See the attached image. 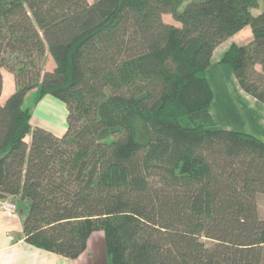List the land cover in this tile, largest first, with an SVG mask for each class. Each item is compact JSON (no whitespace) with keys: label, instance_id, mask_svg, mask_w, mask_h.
Masks as SVG:
<instances>
[{"label":"trees","instance_id":"16d2710c","mask_svg":"<svg viewBox=\"0 0 264 264\" xmlns=\"http://www.w3.org/2000/svg\"><path fill=\"white\" fill-rule=\"evenodd\" d=\"M262 1L0 0V200L28 202L26 243L77 258L101 231L108 264H264V141L215 123L206 77L248 26L219 63L264 105ZM32 90L65 103L62 135L31 127Z\"/></svg>","mask_w":264,"mask_h":264},{"label":"rangeland","instance_id":"374dc122","mask_svg":"<svg viewBox=\"0 0 264 264\" xmlns=\"http://www.w3.org/2000/svg\"><path fill=\"white\" fill-rule=\"evenodd\" d=\"M88 1L93 2L94 0ZM258 2L263 5L262 0H258ZM162 19L166 23L179 25L168 14L163 15ZM226 46L228 44L225 43L214 50L211 65L206 71V77L213 91V101L209 112L219 127L251 133L264 141V105L241 91L232 72L219 63ZM49 59L51 63H44V70H50L54 67L52 59L50 57ZM34 97L35 92L32 90L26 94L23 100V107L30 108L32 115L30 120L31 127L40 126L57 136L62 135L67 125V107L65 103L56 97L47 95L38 104L34 105ZM29 139L30 135L26 137L27 141ZM14 200L20 204V208L26 214L28 202L17 200V198L3 201L1 209L14 212L17 209L16 203L13 202ZM258 201L260 213L264 216V197L261 195ZM7 203L12 206L10 208L5 207ZM100 234L102 239L94 235L91 239L95 254H99L101 249L106 252L104 236L101 232Z\"/></svg>","mask_w":264,"mask_h":264},{"label":"crops","instance_id":"0c3cea01","mask_svg":"<svg viewBox=\"0 0 264 264\" xmlns=\"http://www.w3.org/2000/svg\"><path fill=\"white\" fill-rule=\"evenodd\" d=\"M262 10L263 5L259 2L258 7L253 9L252 13L254 15H258L262 12ZM250 36L251 31L247 26L220 45H224L226 43L229 46L232 42L246 41L250 38ZM228 46H226V48ZM45 63H51L48 55L45 58ZM1 74L3 84L0 102L3 103L5 99L14 91V81L12 74L5 69H1ZM261 195L262 194L257 195V207L259 215L264 218L259 209L260 205L258 200ZM262 196L264 197V195ZM3 201L0 200V264H108V257L106 256L105 250L101 249L99 254H95L92 245L91 239L93 235L101 238V231H96L91 234L87 242V247L81 255L77 258H66L26 243L22 237V221L25 216V212L20 208V204L16 202V200L13 201L16 203L17 208L14 212H8L1 209ZM100 246L101 244L99 240V247Z\"/></svg>","mask_w":264,"mask_h":264},{"label":"built area","instance_id":"2783aa9c","mask_svg":"<svg viewBox=\"0 0 264 264\" xmlns=\"http://www.w3.org/2000/svg\"><path fill=\"white\" fill-rule=\"evenodd\" d=\"M10 206H12V205H10V204H8V203L5 205V207H7V208H10ZM13 207H14V206H13ZM6 210H7V209H6Z\"/></svg>","mask_w":264,"mask_h":264}]
</instances>
